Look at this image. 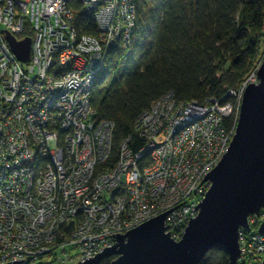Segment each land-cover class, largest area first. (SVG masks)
<instances>
[{
  "label": "built area",
  "instance_id": "built-area-1",
  "mask_svg": "<svg viewBox=\"0 0 264 264\" xmlns=\"http://www.w3.org/2000/svg\"><path fill=\"white\" fill-rule=\"evenodd\" d=\"M81 1L96 34L79 33L72 0H0V263L76 264L114 244L112 233L174 206L165 223L180 239L251 81L229 89L226 103L164 93L136 119L144 144L135 151L124 140L116 163L101 166L115 124L95 119L92 91L112 46L130 44L137 8L134 0ZM29 30L30 58L21 61L6 31L20 40ZM262 221L264 209L249 217L257 228L239 229L236 264H264Z\"/></svg>",
  "mask_w": 264,
  "mask_h": 264
},
{
  "label": "trees",
  "instance_id": "trees-1",
  "mask_svg": "<svg viewBox=\"0 0 264 264\" xmlns=\"http://www.w3.org/2000/svg\"><path fill=\"white\" fill-rule=\"evenodd\" d=\"M134 1L131 42L112 46L92 91L95 119L115 124L111 152L101 164L105 167L116 163L124 140L130 139L135 151L144 144L136 119L164 93L172 90L178 100L201 103L232 101L228 90L245 82L264 57V0ZM70 7L79 33L96 34L93 13L82 1L72 0ZM22 36L33 38L30 30ZM113 258L96 264H110ZM229 262V252L217 243L198 264Z\"/></svg>",
  "mask_w": 264,
  "mask_h": 264
},
{
  "label": "water",
  "instance_id": "water-1",
  "mask_svg": "<svg viewBox=\"0 0 264 264\" xmlns=\"http://www.w3.org/2000/svg\"><path fill=\"white\" fill-rule=\"evenodd\" d=\"M6 35L16 56L28 61L31 37L18 40L9 31ZM256 77L245 87L227 151L201 181L207 179L211 186L195 205L199 212L190 216L182 237L174 239L167 231L166 214L174 206L125 232L112 233L114 244L76 264H96L113 255L110 264H198L217 243L229 252V264H236L239 229L249 231V217L264 209V57ZM257 230L264 232V221ZM23 261L18 258L6 264Z\"/></svg>",
  "mask_w": 264,
  "mask_h": 264
},
{
  "label": "rangeland",
  "instance_id": "rangeland-1",
  "mask_svg": "<svg viewBox=\"0 0 264 264\" xmlns=\"http://www.w3.org/2000/svg\"><path fill=\"white\" fill-rule=\"evenodd\" d=\"M258 66H259V65H258ZM253 74H255V71L253 72ZM253 74H252V75H253ZM252 75L250 76L251 79H249V80H251V81H256V80H257L256 77H255V76H252ZM184 182H186V180H185V181L183 180V183H184ZM73 253H75V251H73ZM237 259H238V258H237Z\"/></svg>",
  "mask_w": 264,
  "mask_h": 264
},
{
  "label": "bare ground",
  "instance_id": "bare-ground-1",
  "mask_svg": "<svg viewBox=\"0 0 264 264\" xmlns=\"http://www.w3.org/2000/svg\"><path fill=\"white\" fill-rule=\"evenodd\" d=\"M148 216V214H145L143 217H140L141 219H143V218H146Z\"/></svg>",
  "mask_w": 264,
  "mask_h": 264
},
{
  "label": "clouds",
  "instance_id": "clouds-1",
  "mask_svg": "<svg viewBox=\"0 0 264 264\" xmlns=\"http://www.w3.org/2000/svg\"><path fill=\"white\" fill-rule=\"evenodd\" d=\"M260 65V64H259Z\"/></svg>",
  "mask_w": 264,
  "mask_h": 264
}]
</instances>
